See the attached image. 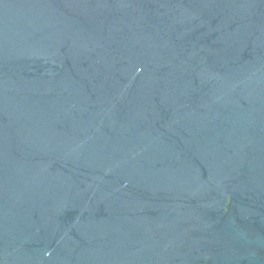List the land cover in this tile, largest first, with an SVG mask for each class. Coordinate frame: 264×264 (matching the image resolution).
Listing matches in <instances>:
<instances>
[{"label": "water", "instance_id": "obj_1", "mask_svg": "<svg viewBox=\"0 0 264 264\" xmlns=\"http://www.w3.org/2000/svg\"><path fill=\"white\" fill-rule=\"evenodd\" d=\"M0 264H264V0H0Z\"/></svg>", "mask_w": 264, "mask_h": 264}]
</instances>
